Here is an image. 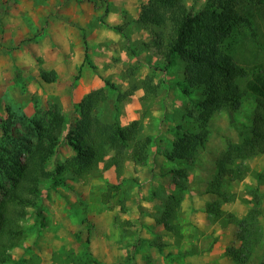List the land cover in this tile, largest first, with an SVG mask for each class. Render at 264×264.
<instances>
[{"label": "rangeland", "instance_id": "374dc122", "mask_svg": "<svg viewBox=\"0 0 264 264\" xmlns=\"http://www.w3.org/2000/svg\"><path fill=\"white\" fill-rule=\"evenodd\" d=\"M255 1L241 3L243 12L255 16L254 30L238 27L224 43L226 51L248 70L264 66V19L258 15ZM215 2L185 0L193 12ZM123 4L131 10L140 7L132 0ZM113 8L109 0H0L2 107L33 119L57 102L66 123L71 124L77 117L79 101L87 93L102 89L105 100L94 111L100 119H117L122 126L136 120L141 135L152 137L144 166L127 161L118 172L99 164L84 177L66 172L64 181L53 189L49 183H42L40 203L29 208L20 221L22 238L10 251L12 259L21 258V264H86L89 256L100 264H192L184 261L190 257V242L197 236L187 215L190 206L181 207L180 203L171 223L163 225L165 198L175 191L169 173L172 168L186 173L188 190L182 199L186 195H210L206 212H211L213 223H229L228 214L238 220L245 217L253 207L254 195L260 197L261 214L252 227L260 229L264 223V153L244 161L247 173L242 181L223 179L218 194L208 186L226 140L235 142L238 138L225 111L218 107L221 88L206 89L199 80H187L185 63L180 59L173 66H165L163 49L158 51L154 46V33L163 32L162 27L145 29L126 8L121 9V24L106 23ZM56 17L71 22L72 38L81 43L83 61L86 38L88 55V62H82L58 88L40 79V71L52 70L53 58L48 55L58 48L47 33L49 22ZM100 27L103 33H95ZM74 46L73 42L69 51L75 55ZM92 83L98 86L90 87ZM253 108L251 101L244 103L237 120L249 123ZM0 117H4L3 108ZM193 117L203 119L201 125L209 132L204 149L193 164L168 162L162 154L171 148L176 127L199 130ZM16 127L24 132L18 122ZM71 156L70 148L63 145L48 169ZM231 202L237 206L238 216L224 210L225 203ZM214 205L218 212L214 213ZM177 247H186L189 254H182Z\"/></svg>", "mask_w": 264, "mask_h": 264}, {"label": "trees", "instance_id": "16d2710c", "mask_svg": "<svg viewBox=\"0 0 264 264\" xmlns=\"http://www.w3.org/2000/svg\"><path fill=\"white\" fill-rule=\"evenodd\" d=\"M243 1L252 3L254 0H216L213 6L193 12L185 0H148L136 20L145 29L162 27L163 32L154 33L157 38L154 46L158 51L163 49L166 67L180 59L185 63L187 80H199L206 89L221 88L223 95L218 107L225 111L238 138L235 142L227 139L225 151L215 160V174L208 186L216 194L223 179H244L247 158L264 153V66L250 70L242 67L224 45L234 29L246 26L254 30L255 16L243 12ZM255 3L258 15L264 19V0ZM114 29L121 32L120 28ZM83 44V62H88L85 38ZM40 79L51 84L57 77L53 70L40 71ZM104 100L102 89L87 93L77 104V117L71 124L66 123L57 102L42 116L28 119L2 107L0 101V111L3 108L4 114L0 117V264H21V258L12 259L10 251L21 241L20 221L29 208H36L40 203L42 183H49V188L53 189L64 181L66 172L84 177L99 164H104V168L113 167L118 172L127 161L136 166L147 164L152 137L141 135L136 120L122 126L117 119H100L94 111ZM250 101L254 104L250 122L240 123L237 116L242 105ZM193 119L199 126L198 131H185L179 126L174 130L171 148L162 154L168 162L193 164L197 154L204 149L209 132L201 125L203 119ZM17 122L24 132L17 129ZM63 145L70 148L72 156L55 163L49 170L48 163ZM169 173L175 191L164 201L165 227L171 223L173 212L179 208L183 194L188 190L183 169L172 168ZM252 202L253 207L242 219L227 215L229 223L237 225V237L241 242L239 249L227 251L234 264H248L260 241V229L252 227L261 214L260 197L254 195ZM212 209L214 213L218 212L215 205ZM86 264L100 263L89 256ZM258 264H264V253Z\"/></svg>", "mask_w": 264, "mask_h": 264}, {"label": "crops", "instance_id": "0c3cea01", "mask_svg": "<svg viewBox=\"0 0 264 264\" xmlns=\"http://www.w3.org/2000/svg\"><path fill=\"white\" fill-rule=\"evenodd\" d=\"M138 3L140 7L138 9L126 8L123 3H130L131 0H109L114 5L111 9L106 23L109 25H118L123 22L121 17V9L126 8L127 13L133 18L137 19L140 10L147 4L148 0H132ZM139 1V2H138ZM56 17V20L50 21L48 24V36L58 46L56 51L49 53L48 58L52 57L53 62L51 64L52 70L56 73V82L48 85H55L56 88L63 86L77 67L82 65L83 59L80 58V41L72 38L73 30L70 25V21L67 19H60ZM97 28L94 30L95 33H103V28ZM94 33V34H95ZM119 38V37H118ZM86 40V38H85ZM74 42L75 55L69 51V46ZM87 42V41H86ZM83 44V43H82ZM84 46V44H83ZM101 47H105L101 44ZM109 51V50H108ZM52 54V55H50ZM91 86L97 85L98 83L88 84ZM55 88V87H54ZM60 95V93L56 92ZM3 94L0 93V96ZM210 195H186L182 199L181 207L190 206V223H192L193 231H196L197 236L191 241L192 250H190V257L187 256L189 251L186 247L176 248L181 250L182 254H185L186 258L184 261H190L192 264H234L227 253L229 249H239L241 242L237 237L238 228L230 223L222 224L212 222L211 214L206 212L207 203L211 200ZM237 206L234 203H225L224 210L233 213L238 216L235 208ZM260 227V241L258 246L253 250L252 255L248 261V264H258L263 257L264 253V223ZM166 250H170L169 248ZM174 250V249H171ZM182 250H187L182 251ZM260 250V251H259ZM259 251L258 253H256Z\"/></svg>", "mask_w": 264, "mask_h": 264}]
</instances>
